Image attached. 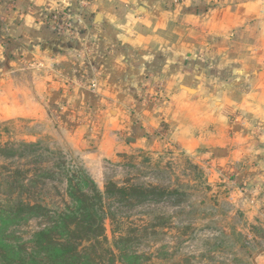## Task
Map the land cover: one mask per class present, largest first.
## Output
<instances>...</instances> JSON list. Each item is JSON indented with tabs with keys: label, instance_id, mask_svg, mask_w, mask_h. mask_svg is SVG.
<instances>
[{
	"label": "crops",
	"instance_id": "crops-1",
	"mask_svg": "<svg viewBox=\"0 0 264 264\" xmlns=\"http://www.w3.org/2000/svg\"><path fill=\"white\" fill-rule=\"evenodd\" d=\"M16 119L93 177L182 150L263 215L264 0H0V123Z\"/></svg>",
	"mask_w": 264,
	"mask_h": 264
},
{
	"label": "rangeland",
	"instance_id": "rangeland-1",
	"mask_svg": "<svg viewBox=\"0 0 264 264\" xmlns=\"http://www.w3.org/2000/svg\"><path fill=\"white\" fill-rule=\"evenodd\" d=\"M37 131V126L25 119L0 123V149L37 142L46 165H52L59 152L70 166L85 169L75 151L58 146L49 135L38 136ZM47 149L57 155H50ZM32 155L0 153V166L26 167ZM119 163L107 166L96 177L85 170L101 190L113 181L174 191L162 200L136 207L110 205L126 226L138 229L140 239L131 250L141 256L139 264H264V214L256 216L249 203L232 199V189L213 179L209 165L179 149L139 151L123 155ZM46 188L58 203L69 200L62 172L47 180ZM47 224L46 218L30 217L11 223L4 237L12 243L28 244ZM106 226L111 237L108 220Z\"/></svg>",
	"mask_w": 264,
	"mask_h": 264
},
{
	"label": "trees",
	"instance_id": "trees-1",
	"mask_svg": "<svg viewBox=\"0 0 264 264\" xmlns=\"http://www.w3.org/2000/svg\"><path fill=\"white\" fill-rule=\"evenodd\" d=\"M39 148L37 142H22L18 148L0 149L7 156L34 154L26 167L0 166V264H139L141 256L131 250L140 239L138 229L126 226L110 205L136 207L162 200L174 191L113 181L101 190L84 168L70 166L59 152L57 160L46 165ZM60 172L66 176L69 198L63 204L46 188L47 180ZM30 217L46 218L48 224L28 244L4 237L11 223Z\"/></svg>",
	"mask_w": 264,
	"mask_h": 264
},
{
	"label": "built area",
	"instance_id": "built-area-1",
	"mask_svg": "<svg viewBox=\"0 0 264 264\" xmlns=\"http://www.w3.org/2000/svg\"><path fill=\"white\" fill-rule=\"evenodd\" d=\"M52 20H53V27L55 29H57V30H60V29L69 30L72 27L74 16H73V14L71 12L65 11V12H62V13L55 14L52 17ZM92 88L93 89L96 88V83L95 82L92 83Z\"/></svg>",
	"mask_w": 264,
	"mask_h": 264
}]
</instances>
